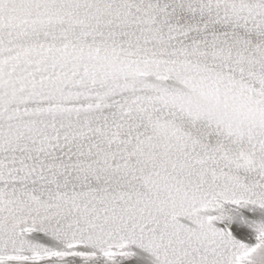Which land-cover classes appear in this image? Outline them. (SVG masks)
Instances as JSON below:
<instances>
[{
	"label": "snow or ice",
	"instance_id": "6c2138e0",
	"mask_svg": "<svg viewBox=\"0 0 264 264\" xmlns=\"http://www.w3.org/2000/svg\"><path fill=\"white\" fill-rule=\"evenodd\" d=\"M0 264H264V0H0Z\"/></svg>",
	"mask_w": 264,
	"mask_h": 264
}]
</instances>
